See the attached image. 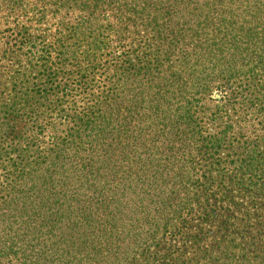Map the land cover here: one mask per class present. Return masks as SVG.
Instances as JSON below:
<instances>
[{"label": "trees", "instance_id": "16d2710c", "mask_svg": "<svg viewBox=\"0 0 264 264\" xmlns=\"http://www.w3.org/2000/svg\"><path fill=\"white\" fill-rule=\"evenodd\" d=\"M0 0V264H264V0Z\"/></svg>", "mask_w": 264, "mask_h": 264}, {"label": "rangeland", "instance_id": "374dc122", "mask_svg": "<svg viewBox=\"0 0 264 264\" xmlns=\"http://www.w3.org/2000/svg\"><path fill=\"white\" fill-rule=\"evenodd\" d=\"M35 1L33 0V3H34ZM4 13V10H3V8H1V6H0V15H2Z\"/></svg>", "mask_w": 264, "mask_h": 264}]
</instances>
